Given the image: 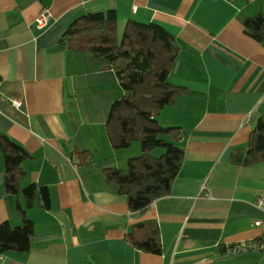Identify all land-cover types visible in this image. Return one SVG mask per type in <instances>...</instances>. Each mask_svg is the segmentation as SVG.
Masks as SVG:
<instances>
[{"label":"crops","instance_id":"obj_1","mask_svg":"<svg viewBox=\"0 0 264 264\" xmlns=\"http://www.w3.org/2000/svg\"><path fill=\"white\" fill-rule=\"evenodd\" d=\"M109 9L119 29L129 20L158 23L181 48L169 81L187 92L157 120L184 130L185 157L169 195L142 215L104 172L131 158L107 135L123 94L117 75L104 58L59 48L75 19ZM258 13L264 0H0V131L30 155L23 185L51 191L50 210L26 209L36 231L31 250L0 254V264H264V208L256 203L264 162H233L264 117V45L244 28ZM75 149L92 152L94 164L79 167ZM4 172L0 152V193ZM18 203L25 206L22 195L0 196V224L22 223ZM144 220L158 222L162 255L127 241Z\"/></svg>","mask_w":264,"mask_h":264},{"label":"trees","instance_id":"obj_2","mask_svg":"<svg viewBox=\"0 0 264 264\" xmlns=\"http://www.w3.org/2000/svg\"><path fill=\"white\" fill-rule=\"evenodd\" d=\"M245 32L264 45V13L248 17ZM59 48L75 56L104 58L119 80L123 94L109 112L106 129L114 150L128 149L134 141L141 144V155L128 160L127 170L108 168L106 180L127 197L132 214L142 215L162 197L169 195L179 175L184 157V130L163 127L157 118L166 106L174 104L187 89L169 81L181 48L175 37L162 25L129 20L119 36L115 9L88 12L75 19L65 31ZM0 152L4 160V187L0 193L22 195L25 206L17 204L22 223L0 224V254L8 251L29 252L36 234L35 223L26 209L35 203L51 209V191L41 184L23 185L27 172L23 166L30 155L23 146L0 131ZM78 166H92V152L75 149ZM233 162L251 166L264 162V117L251 131L246 152L235 150ZM131 246L144 253L162 255L164 248L157 221L134 224L126 234Z\"/></svg>","mask_w":264,"mask_h":264},{"label":"rangeland","instance_id":"obj_3","mask_svg":"<svg viewBox=\"0 0 264 264\" xmlns=\"http://www.w3.org/2000/svg\"><path fill=\"white\" fill-rule=\"evenodd\" d=\"M124 28H122V26H120V29H119V36H122V34H123V30ZM121 151H123V153H125V154H127L129 157H131V158H134V157H138V156H140L141 155V153H142V151H141V144H140V142L139 141H134L133 142V144H132V146L130 147V148H128V149H123V150H121ZM126 159V158H125ZM124 166V170L126 171L127 170V168H128V162H125L124 164H123Z\"/></svg>","mask_w":264,"mask_h":264},{"label":"built area","instance_id":"obj_4","mask_svg":"<svg viewBox=\"0 0 264 264\" xmlns=\"http://www.w3.org/2000/svg\"><path fill=\"white\" fill-rule=\"evenodd\" d=\"M48 20H49V15L43 14V15L40 16V18L37 21H38V24L41 25V27H42V26H46L47 25ZM1 81H2V79H1V76H0V85H1ZM11 102H12L13 106H15V107L19 106V103L16 100H12ZM256 203H257V205L259 207H263L264 208V194H261L257 198V202ZM257 224L261 225V224H264V222L259 221V222H257Z\"/></svg>","mask_w":264,"mask_h":264}]
</instances>
